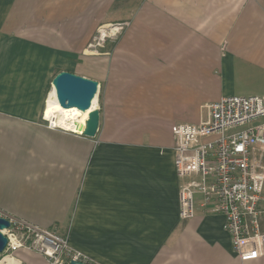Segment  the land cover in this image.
<instances>
[{
	"label": "crops",
	"instance_id": "1",
	"mask_svg": "<svg viewBox=\"0 0 264 264\" xmlns=\"http://www.w3.org/2000/svg\"><path fill=\"white\" fill-rule=\"evenodd\" d=\"M113 23L127 24L117 42L89 50ZM63 71L99 83L94 138L48 126ZM257 95L264 0H0V210L90 264H264L240 261L222 215L180 218L172 133ZM0 264L47 261L20 249Z\"/></svg>",
	"mask_w": 264,
	"mask_h": 264
},
{
	"label": "built area",
	"instance_id": "2",
	"mask_svg": "<svg viewBox=\"0 0 264 264\" xmlns=\"http://www.w3.org/2000/svg\"><path fill=\"white\" fill-rule=\"evenodd\" d=\"M126 27L113 23L100 29L90 47L115 42ZM207 110V121L175 126L172 131L180 218H194L197 206L208 208L225 218V230L240 261L264 258V95L225 97ZM47 123L51 129L68 131L51 120ZM0 217L11 224L3 231L8 245L2 256L26 249L42 255L47 264L89 263L66 237L14 216L0 213Z\"/></svg>",
	"mask_w": 264,
	"mask_h": 264
},
{
	"label": "water",
	"instance_id": "3",
	"mask_svg": "<svg viewBox=\"0 0 264 264\" xmlns=\"http://www.w3.org/2000/svg\"><path fill=\"white\" fill-rule=\"evenodd\" d=\"M52 88L56 92L57 101L62 109H77L81 112H88L89 116L81 135L87 138H94L100 126V111L92 109L93 102L98 98L99 83L69 72L58 73L52 81ZM11 227L6 218L0 217V257L5 252L8 239L3 231ZM70 264H90L72 261Z\"/></svg>",
	"mask_w": 264,
	"mask_h": 264
},
{
	"label": "bare ground",
	"instance_id": "4",
	"mask_svg": "<svg viewBox=\"0 0 264 264\" xmlns=\"http://www.w3.org/2000/svg\"><path fill=\"white\" fill-rule=\"evenodd\" d=\"M97 108V99L94 100L92 109ZM89 116L88 112H81L77 109H62L57 101L56 92L52 88L46 108V119L51 120L56 126L68 131L82 132Z\"/></svg>",
	"mask_w": 264,
	"mask_h": 264
},
{
	"label": "rangeland",
	"instance_id": "5",
	"mask_svg": "<svg viewBox=\"0 0 264 264\" xmlns=\"http://www.w3.org/2000/svg\"><path fill=\"white\" fill-rule=\"evenodd\" d=\"M109 25H111V24H109ZM107 26L108 25H105V26H102L100 29H102V28H107ZM100 29H98V31H97V33H96V35L93 37V39H92V41H91V44L94 42V39L95 38H97V37H99L100 36ZM102 32V31H101ZM123 32V31H122ZM120 36H121V34H119V36H118V39L120 38ZM117 39V40H118ZM117 40L115 41V42H117ZM111 42H113V41H106L101 47H98V48H96V49H93L92 47H90V45H89V50H91V51H99V50H101V49H105V48H107V46L111 43ZM114 43V42H113ZM51 90H52V87H51ZM97 99V98H96ZM97 108L99 109V107H98V101H97ZM207 121V120H206ZM205 122V121H204ZM0 213L1 214H3L4 216H14V215H11V214H8V213H5L4 211H1L0 210ZM15 217V216H14ZM52 232V231H51Z\"/></svg>",
	"mask_w": 264,
	"mask_h": 264
}]
</instances>
